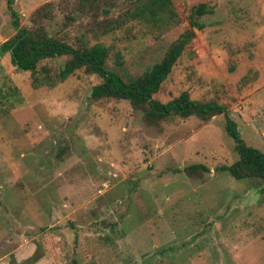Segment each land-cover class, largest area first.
Returning a JSON list of instances; mask_svg holds the SVG:
<instances>
[{
	"label": "rangeland",
	"instance_id": "rangeland-1",
	"mask_svg": "<svg viewBox=\"0 0 264 264\" xmlns=\"http://www.w3.org/2000/svg\"><path fill=\"white\" fill-rule=\"evenodd\" d=\"M0 0V44L15 35ZM15 0L21 25L77 48L103 43L126 80L188 38L154 97L224 105L264 152V0ZM200 4L212 12L201 14ZM69 56L18 70L0 55V264H264V179H237L226 117L150 120L95 99ZM202 164L204 168L189 169Z\"/></svg>",
	"mask_w": 264,
	"mask_h": 264
},
{
	"label": "trees",
	"instance_id": "trees-1",
	"mask_svg": "<svg viewBox=\"0 0 264 264\" xmlns=\"http://www.w3.org/2000/svg\"><path fill=\"white\" fill-rule=\"evenodd\" d=\"M14 4L15 0L7 1L12 17L11 24L16 29V33L0 44V55L9 53L12 64L18 70L34 73L42 60L69 56L60 70L62 79L68 78L78 69L85 67L87 71L96 73L102 78V82L92 88L93 98L129 100L134 108L143 109L150 120L159 121L171 116L189 117L192 115L207 119L216 114H224L226 131L235 141L239 159L231 165H223L221 169L229 171L237 179H264V152L245 142L237 123L231 118L229 110L224 105L191 99L188 91H183L169 102H161L154 97V94L160 90L163 82L172 72V68L184 51L189 37L175 41L162 60L156 62L143 74L126 80L121 74L108 67L109 50L105 44L96 43L90 47L77 48L56 37L39 33L36 29L31 30L23 27ZM171 4L172 0H141L136 8V14L148 12L155 17L160 12H164ZM205 7V4H200L197 11L201 14L212 12L211 9L208 10ZM188 168L208 170L202 164L191 165Z\"/></svg>",
	"mask_w": 264,
	"mask_h": 264
}]
</instances>
